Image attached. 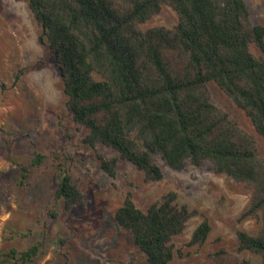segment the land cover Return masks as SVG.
I'll list each match as a JSON object with an SVG mask.
<instances>
[{
    "label": "trees",
    "instance_id": "1",
    "mask_svg": "<svg viewBox=\"0 0 264 264\" xmlns=\"http://www.w3.org/2000/svg\"><path fill=\"white\" fill-rule=\"evenodd\" d=\"M27 5L59 73L66 110L87 130L81 142L118 154L106 159L97 153L101 171L115 178L121 160L146 182H157L163 179L158 158L175 171L208 161L215 174L251 190L239 220L256 218L261 227L255 236L238 231L237 251L258 255L264 264V156L254 134L216 105L209 90L210 83L217 86L264 141V24L251 22L245 1L27 0ZM162 6L175 12L177 23L142 29ZM20 76L21 71L13 82ZM44 160L35 153L21 166V181ZM56 173L54 200L67 212L83 195L63 163L56 164ZM176 198L170 191L142 210L128 192L114 214L148 264H171L180 255L173 238L198 215ZM49 217L57 214L50 211ZM210 230L204 219L187 246L203 245ZM39 253V245L22 252L0 249V264H32ZM210 259L250 264L224 247Z\"/></svg>",
    "mask_w": 264,
    "mask_h": 264
},
{
    "label": "rangeland",
    "instance_id": "2",
    "mask_svg": "<svg viewBox=\"0 0 264 264\" xmlns=\"http://www.w3.org/2000/svg\"><path fill=\"white\" fill-rule=\"evenodd\" d=\"M244 1L251 22L264 24V0ZM176 23L175 12L162 6L141 28L173 27ZM40 34L27 0H0L1 251L22 252L39 245L40 253L32 264H148L130 233L115 222L114 214L128 192L136 205L146 210L172 191L178 204L198 211V215L173 238L180 255L176 254L171 264H210V254L221 247L250 264H261L260 256L237 251V232L255 236L261 227L256 218L239 220L249 207L251 190L215 174L208 161L175 171L158 158L163 179L157 182H146L132 164L121 160L115 178L101 171L96 154L106 159L118 154L103 145L90 148L81 142L87 130L66 110L59 73L51 54L39 42ZM20 71L14 83L13 77ZM209 90L216 105L254 134L264 156V141L244 113L213 83ZM35 153L45 160L21 181V166L29 165ZM57 163L65 165L83 195L82 202L67 212L54 200ZM50 211L57 217L50 218ZM204 219L211 226L205 243L187 246Z\"/></svg>",
    "mask_w": 264,
    "mask_h": 264
}]
</instances>
